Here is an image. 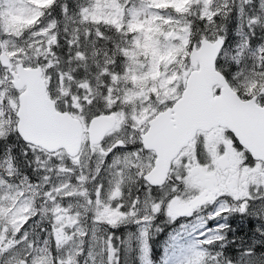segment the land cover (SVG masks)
<instances>
[{
	"label": "snow or ice",
	"instance_id": "obj_1",
	"mask_svg": "<svg viewBox=\"0 0 264 264\" xmlns=\"http://www.w3.org/2000/svg\"><path fill=\"white\" fill-rule=\"evenodd\" d=\"M129 226L264 264V0H0V264H121Z\"/></svg>",
	"mask_w": 264,
	"mask_h": 264
},
{
	"label": "rangeland",
	"instance_id": "obj_2",
	"mask_svg": "<svg viewBox=\"0 0 264 264\" xmlns=\"http://www.w3.org/2000/svg\"><path fill=\"white\" fill-rule=\"evenodd\" d=\"M183 2H184V0H180V3H183ZM236 32H237V30H236ZM158 222H160L163 226L164 218L161 217L160 221H158ZM117 231H118V234L121 235L122 237L124 236L125 233H127L129 240H131L130 246L122 247L121 253H120L121 254V264H130V258L132 256L138 257L139 249L137 247V241L131 239L132 234L136 231V229L134 226H129L128 228H119ZM168 232H169V229L167 227H165V231L155 238L156 242L157 243L162 242V244L164 245V242L166 240ZM128 243H129V241H125V244H128ZM159 256H161V253L160 254L155 253L156 258H158Z\"/></svg>",
	"mask_w": 264,
	"mask_h": 264
},
{
	"label": "trees",
	"instance_id": "obj_3",
	"mask_svg": "<svg viewBox=\"0 0 264 264\" xmlns=\"http://www.w3.org/2000/svg\"><path fill=\"white\" fill-rule=\"evenodd\" d=\"M230 36L233 40H236L238 37H237V32L235 30V28H232L231 25H230ZM162 248H163V244L162 242L161 243H155L154 245V248H153V254H154V258L159 260L160 256L158 258L155 257V253H161L162 252ZM130 264H139V259L137 256H132L130 258Z\"/></svg>",
	"mask_w": 264,
	"mask_h": 264
}]
</instances>
